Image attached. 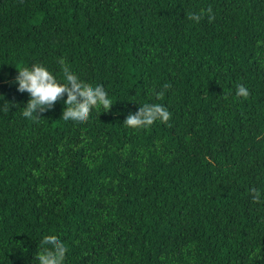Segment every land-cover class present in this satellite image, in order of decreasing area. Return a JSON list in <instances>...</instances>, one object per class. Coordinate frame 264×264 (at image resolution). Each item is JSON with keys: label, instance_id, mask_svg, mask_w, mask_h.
<instances>
[{"label": "trees", "instance_id": "obj_1", "mask_svg": "<svg viewBox=\"0 0 264 264\" xmlns=\"http://www.w3.org/2000/svg\"><path fill=\"white\" fill-rule=\"evenodd\" d=\"M34 62L114 105L25 118L13 81ZM0 93L17 105L0 112V264H35L51 236L67 264H264V0H0ZM145 102L170 119L124 126Z\"/></svg>", "mask_w": 264, "mask_h": 264}, {"label": "clouds", "instance_id": "obj_2", "mask_svg": "<svg viewBox=\"0 0 264 264\" xmlns=\"http://www.w3.org/2000/svg\"><path fill=\"white\" fill-rule=\"evenodd\" d=\"M188 18L199 22L201 14L190 12ZM17 70L13 83L16 84L18 92H27L29 95L26 104L21 107L25 118L36 119L39 113H44L55 104L63 102L67 110H64L61 119L65 123L82 124L94 110L102 109L107 112L114 105L103 84L97 83L93 86L83 83L80 77L67 67L63 68L60 78L42 62H34ZM235 94L238 97H247L249 89L244 84H238ZM156 95L160 96L162 93ZM0 101H3L0 104V112H9L11 108L17 107L15 102L6 99L3 93H0ZM139 105L136 111L127 114L123 121L124 126L142 129L158 121L167 122L171 117L168 108L161 103L145 102ZM249 191L254 201L264 199V193L260 189L253 187ZM68 253L69 248L62 239L56 236L45 237L39 244L38 254L34 258L35 264H67Z\"/></svg>", "mask_w": 264, "mask_h": 264}]
</instances>
